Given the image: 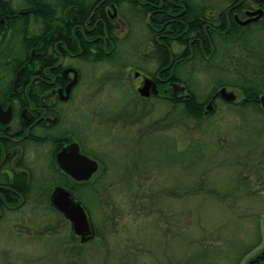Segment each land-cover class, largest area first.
I'll return each instance as SVG.
<instances>
[{"label": "rangeland", "instance_id": "rangeland-1", "mask_svg": "<svg viewBox=\"0 0 264 264\" xmlns=\"http://www.w3.org/2000/svg\"><path fill=\"white\" fill-rule=\"evenodd\" d=\"M5 1L19 12L27 7V0ZM188 1L201 14L231 2ZM112 14L118 46L111 58L83 66L76 89L83 135L92 132L91 156L100 165L93 198L85 194L97 235L72 241L48 206L7 212L0 219V264H245L264 247V108L242 106L240 87L264 59V21L240 38L216 36L209 60L198 56L177 67L179 84L205 103L196 119L167 98L166 87L151 99L136 93L134 72L152 76L159 66L153 35L130 3ZM39 26L31 21L29 34ZM6 30L7 47L22 57L23 35ZM223 89L236 101L218 97L206 110Z\"/></svg>", "mask_w": 264, "mask_h": 264}, {"label": "flooded vegetation", "instance_id": "flooded-vegetation-1", "mask_svg": "<svg viewBox=\"0 0 264 264\" xmlns=\"http://www.w3.org/2000/svg\"><path fill=\"white\" fill-rule=\"evenodd\" d=\"M67 1L57 0L53 4L46 0L48 11L52 13L51 22L46 24L43 19L36 17L35 5L39 3L38 0H27L26 9L22 12L17 11L16 16H26L29 19L26 39L23 40V37L21 41L24 55L18 57L10 46L1 52L3 56L0 60V219L7 212L48 206L64 221L72 241L77 239L81 242V237L72 232L71 222L63 213L54 209L52 196L56 189L63 188L87 207L85 194L89 193L93 198L95 184L92 180L98 171L89 181L77 180L60 167L58 155L64 148L76 144L81 155L99 164L91 156L97 155V148L92 144L94 140L92 132L85 133L89 137V149L85 144L87 139L83 135L81 118L79 119L81 105L77 100L76 89L82 84L83 66L109 59L116 50L118 31L112 11L117 13L122 3L130 2L85 1L86 6L94 8L88 18L84 16L82 22L77 14L79 10L77 4ZM141 3L138 9L144 12V6L148 3L144 1ZM189 5L192 6L188 0H175L171 9V22L180 21L179 17ZM227 8L217 14L206 11L205 15L197 9L198 16L193 15L187 27L191 29V25L195 23L206 38L190 41L187 49L191 57L195 55L196 50L205 54L204 58L209 60L216 53V36L240 38L244 32L256 28L264 21L263 15L256 21L243 24L259 16L252 13L264 11V0H231ZM59 11L64 15L59 16ZM157 11L161 12L162 6L159 5ZM146 18L148 26L156 21V18L151 19L150 13ZM31 21L40 23L37 34H29ZM17 25H13L9 32L16 31ZM7 28L9 26L5 20H0V41L4 36L1 35L2 29ZM154 31L157 36L153 41V49L158 61L160 58L158 46H162L160 28L155 27ZM210 31L215 35L211 37ZM227 32L229 34L226 35ZM36 36L39 38L36 39ZM209 49L211 55L208 54ZM88 51L95 56L85 55ZM171 61L173 64V58ZM20 71L22 73L17 80ZM5 73L12 76L11 80L6 78ZM173 75L171 71L168 78H164L162 74L154 77L136 71L134 72L136 93L143 100L159 97L162 83L169 80L168 88L164 89V92L169 93L167 98L170 101L190 100L191 93H188L186 87L178 81H172ZM146 84L150 95L143 97L139 90L145 88ZM154 84L157 85L158 94L153 93ZM173 84H179L185 89L177 90ZM218 97L222 98L220 92L209 100L206 110L213 109V103ZM123 114L126 116V113ZM66 154L76 155L70 151ZM73 165L75 169L77 167L81 169L80 163L75 162ZM263 251L264 247L245 264Z\"/></svg>", "mask_w": 264, "mask_h": 264}, {"label": "trees", "instance_id": "trees-1", "mask_svg": "<svg viewBox=\"0 0 264 264\" xmlns=\"http://www.w3.org/2000/svg\"><path fill=\"white\" fill-rule=\"evenodd\" d=\"M102 1V0H100ZM130 4L138 9L141 7V2H147L144 6V16L147 17V14H151V19H155L154 24L151 26H148L152 35L153 40L155 39V36L157 34L154 31L155 27L160 28V36L162 41V46H158V52L160 53V58H158V69L153 74V76H157L158 74H162L164 78H168L171 71H173V78L172 81H179V79L176 76V69L179 65L192 61L199 57H205V54L202 52L194 53L195 55L193 57L190 56L189 51L187 48L190 46V41L192 39H205L204 33L196 27L195 23L191 25V29H188L187 25L189 20L193 18L199 11L195 9L193 6H188L187 10L181 14L179 17L180 21L178 22H171L172 16H171V9L172 4L175 0H128ZM38 4L35 5V8L37 9L36 17L38 19H43L46 24H49L50 18L52 17V13H50L48 10L49 8L46 6L47 2L46 0H38ZM67 2H72L77 4L78 7V17L84 22L85 18H88L91 14L94 6H86L85 0H68ZM159 5L162 6V11L158 12ZM47 9V10H46ZM228 10V8H227ZM181 12V11H180ZM206 12L202 13L205 15ZM18 12L14 9L13 5L5 0H0V20L4 19L5 23L9 26L7 28L6 32L9 31V29H12L11 27L15 24H18L22 29L21 31L16 30V34L19 36V34L23 35V40L26 39V35L28 32L29 27V19L26 16L22 17H16ZM99 15V12H98ZM194 15V16H193ZM202 15V16H203ZM85 16V18H84ZM17 18L19 20H17ZM229 34V32L226 33V35ZM215 35L213 31H210V36ZM39 38V36H36V39ZM10 41V40H9ZM8 34L6 33L1 42H0V60L2 59L3 53L2 50L6 49L8 46ZM177 43L178 45L182 47H186L184 52L182 54H176L173 50V43ZM194 45V44H193ZM195 48V47H194ZM209 55H211V51L209 49ZM88 57L95 56L92 52L88 51L85 53ZM259 57V55L256 56V58ZM172 58H173V64H172ZM260 58V57H259ZM258 58V66L254 67V71H252V75H254V78L248 79L247 86L241 85L240 89L244 93V101L241 103L242 106H245L247 104H260V97H264V59L261 60ZM251 77V76H250ZM170 80V81H171ZM169 80L167 82L162 83V89L168 88ZM252 83V85H250ZM236 86V85H234ZM178 104L182 105L184 107L185 112L190 115L191 117H194L196 119H200L204 115V106L205 103H202L198 100L197 96L191 92V98L190 100H182L178 101Z\"/></svg>", "mask_w": 264, "mask_h": 264}, {"label": "water", "instance_id": "water-1", "mask_svg": "<svg viewBox=\"0 0 264 264\" xmlns=\"http://www.w3.org/2000/svg\"><path fill=\"white\" fill-rule=\"evenodd\" d=\"M253 15H259L257 18L248 20L243 24H249L252 21L260 19L264 15L263 10H258ZM22 71L19 72L17 80L20 78ZM138 77V75H136ZM147 85V84H146ZM173 87L177 90L183 91L185 88L179 84H173ZM153 93L158 94L157 85L153 86ZM139 94L143 97H148L149 87L148 85L139 90ZM220 96L228 101H236V96L233 93H229L226 89L221 90ZM262 107L264 108V97L261 98ZM70 151L76 155H67ZM58 162L60 167L69 175L80 181H89L91 177L99 170V164L79 153V148L76 144L64 148L58 155ZM81 164V169L77 167L75 169L74 163ZM73 203V204H72ZM52 205L54 209L60 213H63L65 217L71 222L72 232L81 237V243L85 244L90 242L96 237V229L92 221L90 211L80 200L74 198L69 191L63 188H58L52 196ZM264 251L257 257L251 260L248 264H264Z\"/></svg>", "mask_w": 264, "mask_h": 264}]
</instances>
